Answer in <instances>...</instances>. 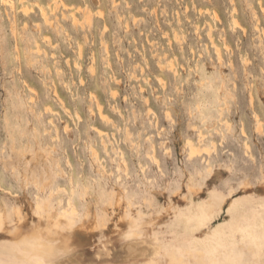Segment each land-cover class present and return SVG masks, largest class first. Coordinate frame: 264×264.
I'll use <instances>...</instances> for the list:
<instances>
[{
	"label": "rangeland",
	"instance_id": "obj_1",
	"mask_svg": "<svg viewBox=\"0 0 264 264\" xmlns=\"http://www.w3.org/2000/svg\"><path fill=\"white\" fill-rule=\"evenodd\" d=\"M13 1H0V251L16 232L35 242L36 199L66 187L55 214L73 178L74 235L40 231L52 264H131L126 244L155 240L165 264L220 234L242 264H264V0ZM189 138L202 146L192 157ZM213 192L229 204L210 214Z\"/></svg>",
	"mask_w": 264,
	"mask_h": 264
},
{
	"label": "bare ground",
	"instance_id": "obj_2",
	"mask_svg": "<svg viewBox=\"0 0 264 264\" xmlns=\"http://www.w3.org/2000/svg\"><path fill=\"white\" fill-rule=\"evenodd\" d=\"M2 2H8L9 4H11L12 6H14V1L13 0H0ZM22 1V0H21ZM55 1V0H53ZM260 2V0H259ZM55 4V2H54ZM53 4V5H54ZM56 4H58L56 2ZM55 6H59L56 5ZM27 5V4H25ZM39 5V4H38ZM50 5V4H49ZM48 5V6H49ZM65 5V4H64ZM63 5V6H64ZM10 6V8L12 7ZM52 6V4H51ZM40 7V11L41 14L44 16V20L45 21H49L48 19V10L44 5L39 6ZM236 7V6H235ZM13 8V7H12ZM24 8V7H23ZM85 11L86 12L85 16L91 17L90 13L91 10L89 8V6H85ZM21 9V8H20ZM25 9V8H24ZM23 9V11H24ZM28 9V8H27ZM81 8H79L80 10ZM237 11V8H234ZM57 10V9H56ZM76 10V9H75ZM27 11V10H26ZM6 12V10H5ZM28 12V11H27ZM212 16H216L217 17V13L214 11L212 13ZM14 15V14H13ZM64 15V14H63ZM71 15H73V12L71 13ZM8 16V15H7ZM56 16V15H55ZM74 16V15H73ZM84 16V14H83ZM84 16V18H85ZM9 18V16H8ZM14 18V17H13ZM92 18V17H91ZM15 19V18H14ZM74 21L72 20V23L76 20H78L75 16H74ZM86 19V18H85ZM90 19V18H89ZM57 20V19H56ZM12 21V20H10ZM86 21V20H85ZM78 21H76L77 23ZM90 22V21H89ZM49 24V22H47ZM51 20H50V25H51ZM59 23V22H58ZM75 23V24H76ZM235 23H239L240 22L235 18V22H234V26ZM12 24V23H11ZM15 24V21L13 22V25ZM24 24H26L24 22ZM38 24V23H37ZM82 24V23H81ZM238 24V25H239ZM57 25V24H56ZM55 25V26H56ZM237 25V24H236ZM241 25V24H240ZM38 26V25H37ZM242 26V25H241ZM257 26V25H256ZM12 27V26H11ZM15 27V25H14ZM26 27V26H24ZM58 27V25H57ZM212 25L210 24V29H211ZM232 27V26H231ZM259 27V26H258ZM257 27V28H258ZM13 28V27H12ZM56 28V27H55ZM244 28V27H242ZM57 29V28H56ZM235 29V28H234ZM198 30V29H197ZM212 30V29H211ZM15 32V30H14ZM13 32V33H14ZM245 33V32H244ZM210 35V34H209ZM211 37V36H210ZM50 38V37H48ZM176 38V37H175ZM225 38V37H224ZM212 39V38H211ZM16 40V39H15ZM43 40V39H42ZM50 40V39H49ZM215 52L217 54V58L219 59V62L221 63V58H222V53H221V47L219 44H217L214 40H212ZM225 46L227 47L228 44L225 42ZM30 48V47H29ZM36 50H40L41 47L39 45H37L36 43ZM80 49V48H79ZM227 49L229 50V48L227 47ZM35 50V49H34ZM35 50V51H36ZM80 51V50H79ZM39 53V51H38ZM68 60V59H67ZM245 61V60H244ZM109 62V61H108ZM246 62V61H245ZM32 63V62H31ZM233 64V63H232ZM78 65V64H76ZM167 65L169 66V69L174 70V73H177V69L175 66V63L173 62V60H168L167 61ZM20 70V69H19ZM60 70V69H58ZM43 71V70H42ZM45 71V70H44ZM161 81L162 78L160 79ZM223 83V81H222ZM165 84V83H164ZM224 84V83H223ZM224 87V85H223ZM30 88V87H29ZM31 90V89H30ZM35 91V90H34ZM56 94V91H54ZM114 93V91H112ZM36 94V93H35ZM92 94V93H91ZM116 94V92H115ZM57 96V94H56ZM95 97V96H94ZM253 97V96H252ZM33 97H30V99ZM32 100V99H31ZM61 100V99H60ZM59 100V101H60ZM96 100V98L94 99ZM253 101V99H252ZM61 103H63L61 101ZM97 104V102H96ZM222 104H219L218 106H221ZM253 105V104H252ZM102 106V105H101ZM46 107V106H44ZM50 107V106H49ZM48 107V108H49ZM47 108V107H46ZM101 108V107H100ZM220 108V107H219ZM51 109V107H50ZM65 109V108H64ZM68 110V109H66ZM51 111V110H50ZM93 112V111H91ZM101 112V111H100ZM169 112V111H168ZM167 112V114H168ZM221 111V115H222ZM78 114V113H77ZM101 116L103 118H108L107 115L103 114V112L100 113ZM166 114V112H165ZM78 116V115H77ZM259 116V115H258ZM257 116V130L262 129V120L260 119V117ZM167 117V116H166ZM102 118V119H103ZM169 118V117H168ZM52 120V119H51ZM109 120V118L107 119ZM228 120L226 119L225 122H227ZM221 122V121H220ZM228 124L229 121L227 122ZM67 124V123H66ZM226 124V123H225ZM228 126V125H226ZM65 128V127H64ZM69 128V127H68ZM95 128V127H94ZM192 128V127H191ZM196 128V126H195ZM229 128V127H228ZM260 128V129H258ZM66 129V128H65ZM194 129V128H193ZM243 130V129H242ZM99 134L103 135L101 132H103L102 130H99ZM261 131V130H260ZM57 132V131H56ZM244 132V130H243ZM104 133V132H103ZM223 133V132H222ZM108 134V133H107ZM245 134V133H244ZM207 134H205L206 136ZM199 137L200 140L203 139L204 135L202 133V131L199 132ZM54 138V137H53ZM149 138V137H148ZM147 138V139H148ZM104 142V141H103ZM187 144L189 145V157H192V155L200 152V145L198 143H196L193 139L189 138L186 140ZM222 142V141H221ZM214 144V143H213ZM104 145H106V143H104ZM247 146V145H246ZM105 149L107 148V146H104ZM211 146L208 144L205 146V149L208 150ZM91 148V147H90ZM94 149V148H93ZM114 149V148H113ZM204 149V148H203ZM216 149V148H215ZM213 150V148L211 149ZM93 151V150H92ZM95 151V150H94ZM168 151V150H167ZM209 151V150H208ZM49 152V151H48ZM151 154L153 159L158 160L157 158V154H156V146L155 144H151ZM207 152V151H206ZM94 153V152H92ZM202 153V151H201ZM210 153V152H209ZM48 154V153H47ZM122 154V153H121ZM22 155V153H21ZM97 155V154H95ZM149 155V154H148ZM18 158V157H17ZM33 158V157H32ZM23 159V158H22ZM34 159V158H33ZM96 159V158H95ZM204 159V158H203ZM28 161V160H27ZM10 162H14V161H10ZM208 162V161H207ZM125 163V162H124ZM13 163H11L12 165ZM29 164V163H28ZM158 164V163H157ZM16 165V169H17V164ZM9 164H8V168H9ZM126 166V165H125ZM208 166L209 163H208ZM12 169L13 166H11ZM35 168V167H34ZM211 168V167H210ZM27 169V168H26ZM105 169V168H104ZM126 169V168H125ZM47 170V169H46ZM211 170V169H210ZM209 170V171H210ZM13 171V170H12ZM23 172V170H22ZM32 173V172H31ZM30 173V175H31ZM211 173V172H210ZM35 175V174H34ZM40 175V174H39ZM200 175V174H199ZM212 175L209 174L208 178H210ZM43 177V176H42ZM23 178V177H22ZM51 178V176H50ZM119 178V177H118ZM35 179V177H34ZM37 179V178H36ZM24 180V179H23ZM28 181V178L26 180V182ZM38 181V180H37ZM36 181V182H37ZM46 181V180H45ZM25 182V183H26ZM35 182V183H36ZM29 183V182H28ZM83 183L81 184H77V182L74 181L73 178H70V186H71V191L69 193V196L65 202V204H62L61 200H60V204H59V208L57 209V212L54 214L53 212V208H54V202H53V194H54V190H62V191H66L68 192L66 187H61V186H57L56 188L52 187L49 196H44L41 197V195L38 196V198L36 199L34 208H35V213L37 214L38 217V223L40 225L39 230L37 231V237L31 235L33 238L35 237V242H27L24 240L23 236L21 233L16 232V242L14 244H12V248L8 251H0V264H52L50 262H48L46 260V257L48 255V253H50L51 251V244H46L45 242L41 241V237H42V233L40 231L42 230H46V237L47 239L52 238L54 236H58L60 237V239H69L72 235H74V232L72 230V228L74 227V225L76 224V222L78 221V219H81V213L78 209V206L76 204V200L74 198L75 192L78 189V187H80ZM1 185V184H0ZM27 185V184H26ZM34 185V184H33ZM36 185V184H35ZM39 185V184H37ZM36 185V187H37ZM42 185V184H41ZM87 184H84V187H82V189L87 190L88 187L86 186ZM243 186V184H242ZM44 187V186H43ZM46 187V186H45ZM1 189V187H0ZM41 189V187H40ZM39 189V190H40ZM202 190V188H199ZM43 190V189H42ZM8 191V190H7ZM10 192V191H9ZM116 195V194H115ZM114 196V195H113ZM230 196L233 197V194H231ZM118 200V199H117ZM118 202V201H117ZM116 202V203H117ZM227 202V196H221L219 194H217L216 192H213V194L208 197V199L206 201H204L205 206L209 209V213L212 214V210L211 208L214 207V205H219V207L223 208L224 205ZM112 203V202H111ZM227 204H229V202H227ZM114 205V203H113ZM244 210H241L239 216H241L244 212ZM136 223V221H134ZM5 224H6V220H5V216L0 213V236H2V233L5 230ZM137 224V223H136ZM234 236V235H232ZM236 236V235H235ZM224 235L220 234L217 237H212L210 240L212 242V245L207 246L206 247H200L199 245H195L194 247H192L191 249H187L186 247H182L179 252H175V251H167L166 255H167V261L165 264H212V261H217L219 262V264H232L233 261L238 262V264H242L245 263L247 261V258L241 253V251H239L238 249H235L233 247V245L231 243H228L224 240ZM210 242V244H211ZM156 243V244H155ZM25 250V251H23ZM126 253H127V258H131L134 256V258H132L133 263L131 264H162L161 263V257L162 254L164 252L163 250V244L157 240H155L154 245H149L148 243H145L144 241H140L139 243H133V242H129L128 244H126ZM9 255L12 257V261H7L4 260L1 256L3 255ZM193 261V262H192ZM70 263L72 262V259H67L65 261V263ZM130 262V261H129ZM61 264H64L61 262Z\"/></svg>",
	"mask_w": 264,
	"mask_h": 264
},
{
	"label": "snow or ice",
	"instance_id": "obj_3",
	"mask_svg": "<svg viewBox=\"0 0 264 264\" xmlns=\"http://www.w3.org/2000/svg\"><path fill=\"white\" fill-rule=\"evenodd\" d=\"M130 237H131V233H130ZM261 245L264 246V236L261 237ZM212 264H219V262L212 261ZM232 264H238V262L233 261Z\"/></svg>",
	"mask_w": 264,
	"mask_h": 264
}]
</instances>
